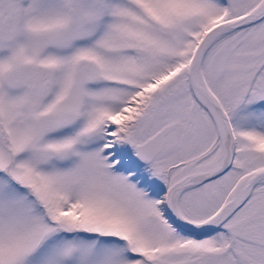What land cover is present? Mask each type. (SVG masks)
Here are the masks:
<instances>
[{
    "label": "snow or ice",
    "instance_id": "1",
    "mask_svg": "<svg viewBox=\"0 0 264 264\" xmlns=\"http://www.w3.org/2000/svg\"><path fill=\"white\" fill-rule=\"evenodd\" d=\"M0 264H264V0H0Z\"/></svg>",
    "mask_w": 264,
    "mask_h": 264
}]
</instances>
